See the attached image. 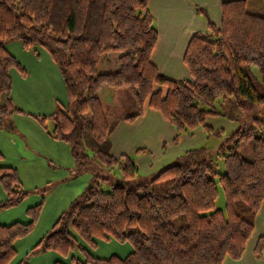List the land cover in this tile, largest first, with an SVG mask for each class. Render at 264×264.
I'll list each match as a JSON object with an SVG mask.
<instances>
[{
    "label": "trees",
    "instance_id": "obj_1",
    "mask_svg": "<svg viewBox=\"0 0 264 264\" xmlns=\"http://www.w3.org/2000/svg\"><path fill=\"white\" fill-rule=\"evenodd\" d=\"M247 1L222 0L220 24L207 18L208 32L191 37L184 62L193 80H186L162 74L152 60L158 30L149 0H0V125L15 113L32 115L45 128L51 119L49 134L71 147L80 166L117 165L120 173L117 179L102 177L113 179L110 189L97 175L33 250L59 253L68 264H223L243 256L264 201V117L255 116L254 126L235 131L236 144L220 147L223 173L216 172L207 148L196 147L152 178L139 179L134 156L112 153L111 135L121 116L109 118L98 92L105 85L125 87L135 96L136 109L122 117L133 121L148 104L175 128V141L199 127L218 134L207 119L227 116L215 107L219 98L233 97L239 115L264 108V15L247 11ZM10 40L31 52L43 49L57 63L66 102L51 113L25 112L13 101L11 70L28 71L7 49ZM110 51L121 52L119 68L99 72ZM251 65L259 67L262 83L254 82ZM242 142H250L251 157L240 152ZM218 183L224 209L215 208ZM0 184L6 195L0 211L29 194L16 167L0 165ZM42 205L43 200L27 208L26 222H0V264H14L16 242L34 229ZM96 239L127 242L132 250L97 257L89 248ZM263 252L261 236L255 254L261 258Z\"/></svg>",
    "mask_w": 264,
    "mask_h": 264
},
{
    "label": "crops",
    "instance_id": "obj_2",
    "mask_svg": "<svg viewBox=\"0 0 264 264\" xmlns=\"http://www.w3.org/2000/svg\"><path fill=\"white\" fill-rule=\"evenodd\" d=\"M221 3L222 0H149L158 30V41L152 53V60L162 74L193 80L190 70L184 62L187 45L194 34L208 32L207 18L216 24H220L222 18ZM16 45L19 46H15L13 52L6 46L28 72L26 75H22L16 69L11 70L13 78L12 99L25 112L49 114L58 104L66 102V89L58 65L49 54L43 56L41 50L36 53L24 49L20 43ZM16 79L18 80L17 84ZM121 89L113 91L114 100L111 99L110 103L103 104L105 110L109 106L112 107V102L115 103L118 91ZM125 91L128 93L127 90ZM124 114L123 112L119 115L121 120L111 135L112 153L115 156L121 154L134 156L140 173L148 174L146 178L155 176L165 166L177 162L184 149L190 148L184 146H187L188 141L192 138L183 134L175 141L176 131L172 124L148 104L144 105L141 114L133 121L123 118ZM219 117L209 116L207 124L215 128L216 125L220 124V120H224ZM18 123L22 127L21 131L17 127ZM7 125L11 129L17 130L23 137L30 134L46 144L55 142L67 145L65 142L54 139L49 134V129L43 127L32 115L15 113L7 120L2 121L0 125V150L4 153L0 165L16 167L6 160V152L3 149ZM215 129L219 133L224 130V127ZM206 133L204 129L198 128L193 135L207 138L206 135H210V133ZM5 197V192L0 184V201ZM28 220L29 218L25 221L14 219L8 223L1 220L0 222L9 224L15 221L26 222ZM261 236H264V201L256 217L255 229L243 256L238 260L226 258L223 264H264V252L261 258L255 254V247ZM54 257L55 261L69 263V261L66 262L63 258H59L57 254H54Z\"/></svg>",
    "mask_w": 264,
    "mask_h": 264
},
{
    "label": "rangeland",
    "instance_id": "obj_3",
    "mask_svg": "<svg viewBox=\"0 0 264 264\" xmlns=\"http://www.w3.org/2000/svg\"><path fill=\"white\" fill-rule=\"evenodd\" d=\"M246 9L249 12L264 15V0H248ZM18 43L17 40H10L6 45L13 52L15 46H19L16 45ZM41 51L43 52V56L44 54H48L47 51H43V49H41ZM19 54L21 55L20 52ZM120 54L121 52L119 51L105 53L98 65V71L105 72L117 70L119 68L118 58ZM250 73L255 83L263 82L258 66L251 65ZM17 83L18 80L16 79V84ZM118 89H114L107 85L103 86L98 92L103 104L110 103V100L114 98L113 91ZM122 89L127 90L129 93H125L126 91ZM122 89L118 91L115 103L112 102V107L109 106L110 109L109 107L106 109L110 119H117V117L123 112L125 114L135 113V96L125 87ZM131 96L133 97V101ZM2 101H5V96ZM199 104L201 107H208L202 102H199ZM215 107L217 110L227 115L220 116L219 118L224 120H220V124L215 127H224V130L220 131L218 134L211 133L210 135H206L207 138L187 134L188 137L192 138V141L189 140L187 146L184 147L190 148H186V150L184 149L177 161H179L183 154L191 148L206 147L215 159L216 172L223 173L225 171V165L224 159L220 155V147L223 145L226 147L228 145H233L235 143V138H237L235 131H238L239 129L244 130L254 126V117H264V108L255 109L247 115H239L233 97L227 99L219 98L215 102ZM230 117H232L233 120ZM9 126L7 125L6 140L3 139V149L6 152V160L17 167L23 186L29 191V194L19 205L2 209L0 211V220L7 223L14 221V219L25 221V219L29 218L26 213V208L31 204L35 205L43 200L42 209L34 229L29 235L16 242L18 252L14 259V264L22 259H25L29 264H55L56 259L54 254H57L59 258H63L68 262L69 259L63 257L59 253L42 250L35 251L33 250V247L38 243L40 238L52 229L54 223L62 212L66 210L74 200L82 197L87 192L91 182L93 179L97 178V175H100L98 179L101 186L104 189H110L114 182L113 179L120 177L118 166L113 165L112 167H109L103 164L99 167L84 168L79 165L68 144V146L63 145L62 143L57 144L55 142L52 143L53 145L46 144L30 134L26 135L27 137H23L17 132V130H13L10 128L11 126ZM46 126L49 130L52 129L53 122L51 119L46 120ZM17 127L20 131L22 130L19 123ZM199 128L204 129L203 127ZM183 134L186 133L180 135ZM239 150L246 157L252 156V146L250 142H242L239 146ZM108 175L113 179L109 181L103 180L104 178L102 177ZM147 175L148 174L139 173L140 179H150L153 177L146 178ZM212 178L218 182V175H214ZM217 185L218 197L215 202V208L224 209V192L221 185L219 183ZM89 248L92 254L97 257H108L112 254L125 256L132 250L129 243L119 242L114 239H110L109 241L96 239V246H91ZM74 255L76 257H83L81 250H75Z\"/></svg>",
    "mask_w": 264,
    "mask_h": 264
}]
</instances>
